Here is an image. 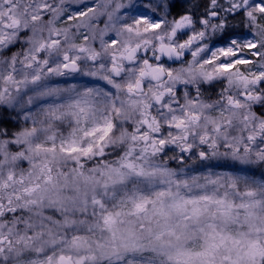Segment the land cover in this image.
I'll list each match as a JSON object with an SVG mask.
<instances>
[{"label": "snow or ice", "instance_id": "1", "mask_svg": "<svg viewBox=\"0 0 264 264\" xmlns=\"http://www.w3.org/2000/svg\"><path fill=\"white\" fill-rule=\"evenodd\" d=\"M0 264H264V0H0Z\"/></svg>", "mask_w": 264, "mask_h": 264}, {"label": "rangeland", "instance_id": "2", "mask_svg": "<svg viewBox=\"0 0 264 264\" xmlns=\"http://www.w3.org/2000/svg\"><path fill=\"white\" fill-rule=\"evenodd\" d=\"M217 171H219V169H217Z\"/></svg>", "mask_w": 264, "mask_h": 264}]
</instances>
